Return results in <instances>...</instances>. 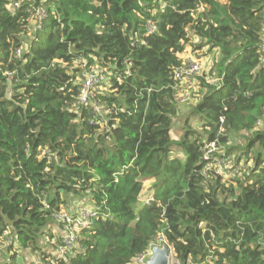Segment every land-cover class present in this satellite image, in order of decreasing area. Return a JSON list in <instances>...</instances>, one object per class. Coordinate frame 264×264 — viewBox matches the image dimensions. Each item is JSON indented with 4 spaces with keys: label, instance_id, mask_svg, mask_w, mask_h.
Wrapping results in <instances>:
<instances>
[{
    "label": "trees",
    "instance_id": "trees-1",
    "mask_svg": "<svg viewBox=\"0 0 264 264\" xmlns=\"http://www.w3.org/2000/svg\"><path fill=\"white\" fill-rule=\"evenodd\" d=\"M14 1L0 0V238L36 250L66 196L89 197L93 225L65 257L37 264H133L161 235L175 264H264V0H19L8 9ZM191 32L220 51L217 80L202 79L175 141L172 75ZM84 60L109 66V91L97 95L113 108L104 125L76 105ZM243 131L248 143L226 154L251 164L228 185L207 169L216 152L206 159V148ZM147 178L153 197L140 205Z\"/></svg>",
    "mask_w": 264,
    "mask_h": 264
},
{
    "label": "rangeland",
    "instance_id": "rangeland-1",
    "mask_svg": "<svg viewBox=\"0 0 264 264\" xmlns=\"http://www.w3.org/2000/svg\"><path fill=\"white\" fill-rule=\"evenodd\" d=\"M30 25L33 27L34 23L31 22ZM28 37L31 38L33 36L32 30L30 31V34L27 35ZM201 40L199 37H197L193 32H191V40L187 43L186 49L181 54V58L185 57L188 54H193L195 56H199L200 59H202L203 62V73L201 76L198 77L197 79V84L196 80L193 83V93H190V100L186 102H180V108H181V113L178 120L175 122L171 135L172 138L175 141H179L184 132H185V126H186V121L190 115V110L191 106L195 105L199 99L202 97L200 95V88L202 84V79L205 78V81H209L213 83L214 81L217 80L216 76H212L211 73V68L213 65V62L217 59L220 58V51L218 49H213L212 51L209 50V47H201L200 46ZM24 48L22 49V54H23ZM186 53V55H185ZM79 64V62H77ZM98 65V64H97ZM98 72L101 74H104L105 76H109V66L106 65H98ZM109 83L107 81L103 83L99 88L100 92H108L109 91ZM107 122V120L105 121ZM261 123L260 125H262ZM190 125L192 128L200 131L203 133V130L201 129V123L199 122L198 119L192 118L190 120ZM252 133L243 131L239 135L233 137L231 141H229L227 144H222L220 146H216V149L214 150L215 157L212 162V166L209 169L214 171L216 174H220L222 176V182L227 183L230 185L231 183L235 184V178L237 176H241V174L249 168L251 163H248L246 161L245 157H240V154L237 152H234L232 154H226L227 152V146H233V147H244L247 143L249 138H251ZM209 145V143H208ZM173 156H178L182 159L185 158L184 153L182 152L181 148L178 145H174L173 147ZM156 182L155 178H147L144 182V189L142 192V197L140 201V205L146 202L147 199H151L153 197V187ZM78 198L79 200L84 201V197H71V196H66L67 202L64 204V207L62 209H67L71 204H72V199ZM86 201L89 199L86 197ZM68 210V209H67ZM59 232V231H58ZM56 232V233H58ZM52 235L56 234L53 231H51ZM16 239V238H15ZM166 244L165 241H161L160 239L157 240L155 243L156 245L162 246ZM10 245L13 247L10 248ZM20 246L17 240H14L11 235L6 234L4 237L0 238V252L2 256V260L0 264H11L14 259V261H17L18 264H36L37 262L40 261H45V257L48 255H52V251H54V246L51 242V236L49 234L43 235L40 239L39 243V248L34 250L31 248L24 249L22 248L19 252L16 251L15 253V248ZM171 248V259H170V264H175L177 263V259L174 255V250L172 246ZM12 252L15 258H12ZM55 253V252H54ZM54 256V255H53Z\"/></svg>",
    "mask_w": 264,
    "mask_h": 264
},
{
    "label": "built area",
    "instance_id": "built-area-1",
    "mask_svg": "<svg viewBox=\"0 0 264 264\" xmlns=\"http://www.w3.org/2000/svg\"><path fill=\"white\" fill-rule=\"evenodd\" d=\"M20 6V1H14L7 4L8 9L18 8ZM35 21L38 28L43 27L44 20L48 17V10L44 6H39L35 10ZM147 28L150 33H153L157 30V26L153 22L147 23ZM18 56L22 54V48L16 50ZM183 54V53H182ZM186 55V53H185ZM97 64H89L88 61L84 60L83 67L85 69V74L80 82L79 94L76 100V105L78 109H92L94 114V122L99 125H104L106 122V115L113 112V108L105 107L98 100V93L100 92V86L107 81L110 82V71L109 76L100 74ZM1 71V70H0ZM203 73V62L199 56L193 54H188L182 58V63L173 71L174 85L173 89L175 90V99L178 103L186 102L190 100V93H193V83L199 76ZM3 74L8 77V80L12 81L14 79V72L10 70L3 71ZM224 121V117H222ZM216 141H212L207 145L205 158L209 159L210 154L216 149ZM212 166V162L209 163L207 169L209 170ZM150 199H147L146 202H149ZM98 217V210L96 207L91 206H81L79 211L74 213L67 209H60L55 214L56 221L60 223L63 233L60 235L59 240L57 241V249L54 256L59 258L65 257L76 245L78 242L79 233L81 230L91 227ZM56 240V238H54ZM161 241H164L163 235L159 237ZM155 246V244H154ZM154 246H151L148 250L139 254L135 259L133 264H147L150 256L152 255V249ZM2 260L0 252V263Z\"/></svg>",
    "mask_w": 264,
    "mask_h": 264
},
{
    "label": "crops",
    "instance_id": "crops-1",
    "mask_svg": "<svg viewBox=\"0 0 264 264\" xmlns=\"http://www.w3.org/2000/svg\"><path fill=\"white\" fill-rule=\"evenodd\" d=\"M89 198V197H88ZM86 197H85V199H84V201H82V200H79L78 198H74V199H72V204L67 208L68 210H70L71 212H74V213H76V212H78L79 211V209H80V207L81 206H84V205H87V206H91V207H95V205H94V203L90 200V199H88L87 201H86ZM64 206L62 205V208H63ZM48 234L51 236V242H52V244H53V246H54V251H52V255H50V257L49 258H51L53 255H55V253H56V249H57V241L59 240V237H60V235L63 233V231H62V227H61V225H60V223H58L57 221H55L53 224H51L50 225V227L48 228ZM51 231H53L54 233H56V232H58V233H56V234H53L52 235V233H51ZM54 238H56V240L54 239ZM15 240H17V239H15ZM17 242H18V240H17ZM19 243V242H18ZM17 247L18 248H15V253H16V251L17 252H19L22 248L20 247V246H18L17 245ZM27 249V248H26ZM55 252V253H54ZM12 255H13V252H12ZM15 255V254H14ZM49 256V255H48ZM15 258V257H14ZM13 262L15 263V264H18L17 263V261H14V259H13ZM40 262H43V261H40ZM38 263V262H37ZM36 263V264H37Z\"/></svg>",
    "mask_w": 264,
    "mask_h": 264
},
{
    "label": "water",
    "instance_id": "water-1",
    "mask_svg": "<svg viewBox=\"0 0 264 264\" xmlns=\"http://www.w3.org/2000/svg\"><path fill=\"white\" fill-rule=\"evenodd\" d=\"M171 248L167 243L159 246L156 245L152 249V255L150 256L147 264H170Z\"/></svg>",
    "mask_w": 264,
    "mask_h": 264
}]
</instances>
